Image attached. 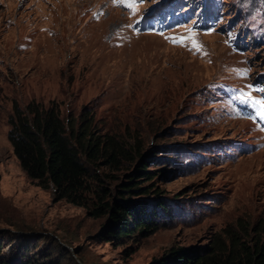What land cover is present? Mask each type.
<instances>
[{
  "label": "rangeland",
  "instance_id": "obj_1",
  "mask_svg": "<svg viewBox=\"0 0 264 264\" xmlns=\"http://www.w3.org/2000/svg\"><path fill=\"white\" fill-rule=\"evenodd\" d=\"M154 1L0 0L1 256L32 236L24 241L35 254L47 246L63 264H153L246 225L264 243V119L246 99H264V0H216L210 30L174 15L144 33ZM32 102L57 106L66 123L92 119L102 141L132 155L91 165L92 192L103 187L113 201L144 189L141 199L164 200L169 213L158 209L148 230L107 238L97 192L80 206L39 187L8 139L14 105ZM143 159L148 175L134 178Z\"/></svg>",
  "mask_w": 264,
  "mask_h": 264
},
{
  "label": "trees",
  "instance_id": "obj_2",
  "mask_svg": "<svg viewBox=\"0 0 264 264\" xmlns=\"http://www.w3.org/2000/svg\"><path fill=\"white\" fill-rule=\"evenodd\" d=\"M9 125L8 139L14 155L23 171L39 187H52L61 199L80 206L86 205L87 194L98 193L100 204L95 216L109 215L105 230L107 238L123 239L135 231L148 230L157 225L158 209L169 213L164 200L156 198L155 203H149V200L141 199L140 196L148 193L144 189L134 192L137 197L113 201L106 200L109 191L103 187L99 189L98 186L92 192V183L99 184V177L90 174L91 165H99L100 158L105 160L104 164L112 166L120 157L133 160L123 146L102 141L94 131L92 119L84 117L79 125L75 118H70L66 123L57 106L46 108L41 103L32 102L26 110L15 104ZM144 162L145 159L141 162L143 169L138 168L134 178L148 175V162ZM124 187L130 190L132 186ZM260 232L257 227L249 230L247 225L240 231L226 230L215 235L207 246L172 249L153 264H264V243ZM32 238H21L23 243L5 256H1L0 245V264H63L61 259H55L47 246L35 254L36 247L26 245L24 241ZM38 240L47 241L45 237H38L34 242ZM65 258L69 259V255Z\"/></svg>",
  "mask_w": 264,
  "mask_h": 264
},
{
  "label": "clouds",
  "instance_id": "obj_3",
  "mask_svg": "<svg viewBox=\"0 0 264 264\" xmlns=\"http://www.w3.org/2000/svg\"><path fill=\"white\" fill-rule=\"evenodd\" d=\"M190 1L191 0H155L152 10L148 12L141 20L139 24V30L143 31L144 33H151L156 30L161 31L164 27L161 28L158 25L163 22H167L169 23L168 25H170V20L174 17V15L175 18L182 17L187 21H189L193 16L192 20H195L193 22H195L197 27L203 28L205 30H210L219 24L218 15L220 11L215 14L214 12H216V8L213 7L218 3L216 0H208L203 6L198 5L196 7H190L188 3ZM183 9H185V11H183ZM192 10H197V12L194 13V15H188V13ZM175 23H179V21L176 20ZM257 35L263 36L264 33L260 31L257 32ZM235 43L239 50H244L245 45L240 46L237 38L235 39ZM259 44L261 43L259 42L254 46H258Z\"/></svg>",
  "mask_w": 264,
  "mask_h": 264
},
{
  "label": "snow or ice",
  "instance_id": "obj_4",
  "mask_svg": "<svg viewBox=\"0 0 264 264\" xmlns=\"http://www.w3.org/2000/svg\"><path fill=\"white\" fill-rule=\"evenodd\" d=\"M140 2H144V0H140ZM125 7L127 8H133L134 5L133 4H127L125 5ZM195 36V33H193V37ZM193 47L194 48H198L199 46L196 44L195 40L193 39ZM242 100L245 99V96H242L241 97ZM246 99L248 101H251L252 104L254 105H258V108L259 110L257 111V115L261 118V119H264V99H261V100H253L252 97H251V94H246Z\"/></svg>",
  "mask_w": 264,
  "mask_h": 264
}]
</instances>
